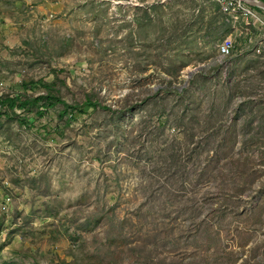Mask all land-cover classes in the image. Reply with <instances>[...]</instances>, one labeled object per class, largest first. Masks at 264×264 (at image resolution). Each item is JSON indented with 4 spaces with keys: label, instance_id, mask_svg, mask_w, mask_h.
Instances as JSON below:
<instances>
[{
    "label": "rangeland",
    "instance_id": "1",
    "mask_svg": "<svg viewBox=\"0 0 264 264\" xmlns=\"http://www.w3.org/2000/svg\"><path fill=\"white\" fill-rule=\"evenodd\" d=\"M227 1L0 0V100L100 105L0 104V264H264V10Z\"/></svg>",
    "mask_w": 264,
    "mask_h": 264
},
{
    "label": "trees",
    "instance_id": "2",
    "mask_svg": "<svg viewBox=\"0 0 264 264\" xmlns=\"http://www.w3.org/2000/svg\"><path fill=\"white\" fill-rule=\"evenodd\" d=\"M264 2V0H261ZM260 10L259 8H257ZM30 88L42 89L43 93L38 96H28L27 91ZM25 93L8 96L0 100L2 107L6 108L15 115L16 111L27 113H35L36 116L43 117L49 110L62 106L59 115L61 118L70 116L72 119L76 117V113H84L85 108L97 109L100 105L91 100H87L82 105H73L64 101L60 96L56 82L47 83L44 80L30 81L24 84ZM109 109V108H105ZM23 125H28V118L21 119Z\"/></svg>",
    "mask_w": 264,
    "mask_h": 264
},
{
    "label": "built area",
    "instance_id": "3",
    "mask_svg": "<svg viewBox=\"0 0 264 264\" xmlns=\"http://www.w3.org/2000/svg\"><path fill=\"white\" fill-rule=\"evenodd\" d=\"M227 5L231 7H226V11L230 12L234 10L235 12L240 13L245 18H256L258 19L259 16L255 11L254 7H251L244 3L242 0H228ZM233 48V42L228 40L222 47H221V55L222 56H229L231 54Z\"/></svg>",
    "mask_w": 264,
    "mask_h": 264
},
{
    "label": "water",
    "instance_id": "4",
    "mask_svg": "<svg viewBox=\"0 0 264 264\" xmlns=\"http://www.w3.org/2000/svg\"><path fill=\"white\" fill-rule=\"evenodd\" d=\"M247 5L264 10V2L261 0H242Z\"/></svg>",
    "mask_w": 264,
    "mask_h": 264
}]
</instances>
